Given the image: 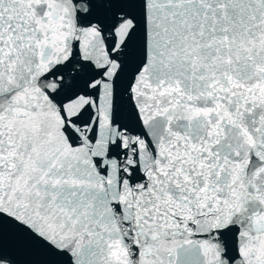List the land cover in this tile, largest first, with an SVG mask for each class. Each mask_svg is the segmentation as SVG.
Masks as SVG:
<instances>
[{
    "label": "snow or ice",
    "instance_id": "6c2138e0",
    "mask_svg": "<svg viewBox=\"0 0 264 264\" xmlns=\"http://www.w3.org/2000/svg\"><path fill=\"white\" fill-rule=\"evenodd\" d=\"M0 264H264V0H0Z\"/></svg>",
    "mask_w": 264,
    "mask_h": 264
}]
</instances>
